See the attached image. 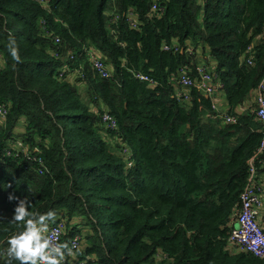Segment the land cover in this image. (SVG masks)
<instances>
[{"label": "trees", "instance_id": "trees-1", "mask_svg": "<svg viewBox=\"0 0 264 264\" xmlns=\"http://www.w3.org/2000/svg\"><path fill=\"white\" fill-rule=\"evenodd\" d=\"M201 63L233 123L179 84ZM263 76L264 0H0V264L18 228L9 195L53 210L62 244L79 233L85 264H264L229 245L263 139ZM254 166L264 173V149Z\"/></svg>", "mask_w": 264, "mask_h": 264}, {"label": "built area", "instance_id": "built-area-1", "mask_svg": "<svg viewBox=\"0 0 264 264\" xmlns=\"http://www.w3.org/2000/svg\"><path fill=\"white\" fill-rule=\"evenodd\" d=\"M35 2L44 5L47 0H34ZM157 9L156 5L152 6V10ZM128 21L131 26L136 27V23L133 18V12L128 13ZM168 49V46H164ZM249 51V50H247ZM82 53L91 62L93 69L103 78L110 77V71L100 59L99 54L95 51L83 47ZM81 53V54H82ZM74 57L71 56L70 59ZM247 63H251V59L247 58ZM184 69H186L184 67ZM198 79L193 82L191 78L186 74L182 73L179 77V84L184 88L188 89L194 86L199 91L203 92L206 96L212 98L211 109L215 112L216 117L223 119V122L233 123L234 117L230 115L225 109L226 106L222 104V100L219 99L218 92L221 90L223 85L217 79V75L210 72L207 67L201 63L197 68ZM134 77L141 80L148 81L150 85L154 86V81L148 78L146 75L138 72H134ZM183 98L188 99V92L183 93ZM254 101L256 103V116L257 119L262 123L264 129V76L258 84L254 93ZM5 115V111L0 107V117ZM211 117H213L211 115ZM102 121L111 129H115V120L110 116L109 113L105 112L102 115ZM13 145L22 148L23 144L21 141H16ZM264 149V134L263 139L258 147L257 154H260ZM253 156L249 164V175L247 177L246 184L240 194V206L238 208L236 225L231 229L229 236V245L235 251H245L253 254L256 257L264 259V230L260 224V217L263 208L264 198V182L258 180L256 177V169L254 166ZM126 159L128 157L125 156ZM134 162H128V165H132ZM63 224L61 222L57 224H51L48 227V234L52 237L53 243H62L63 235ZM69 248L72 250L71 255L66 254L63 264H85V260H78L76 252L82 249L81 235L75 234L70 240Z\"/></svg>", "mask_w": 264, "mask_h": 264}, {"label": "clouds", "instance_id": "clouds-1", "mask_svg": "<svg viewBox=\"0 0 264 264\" xmlns=\"http://www.w3.org/2000/svg\"><path fill=\"white\" fill-rule=\"evenodd\" d=\"M8 52L13 61L19 62L20 55L14 38H9ZM15 200L11 222L18 226L17 230L6 237V264H63L65 255L72 250L67 244L53 243L48 234V226L53 222L56 213L29 211L31 201L26 197L20 199L9 195Z\"/></svg>", "mask_w": 264, "mask_h": 264}, {"label": "crops", "instance_id": "crops-1", "mask_svg": "<svg viewBox=\"0 0 264 264\" xmlns=\"http://www.w3.org/2000/svg\"><path fill=\"white\" fill-rule=\"evenodd\" d=\"M223 102H224V99L222 98V104H223ZM257 179L262 180L264 182V173L258 175ZM263 201H264V198H263ZM263 216H264V202H263V208H262V214H261L262 219L260 217V223H261L262 227L264 228V219H263L264 217Z\"/></svg>", "mask_w": 264, "mask_h": 264}, {"label": "rangeland", "instance_id": "rangeland-1", "mask_svg": "<svg viewBox=\"0 0 264 264\" xmlns=\"http://www.w3.org/2000/svg\"><path fill=\"white\" fill-rule=\"evenodd\" d=\"M225 106V105H224ZM18 128H20L21 129V127H18Z\"/></svg>", "mask_w": 264, "mask_h": 264}]
</instances>
